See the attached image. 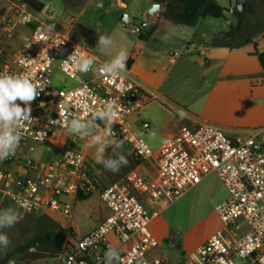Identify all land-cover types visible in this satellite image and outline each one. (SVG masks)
<instances>
[{"label":"built area","instance_id":"built-area-1","mask_svg":"<svg viewBox=\"0 0 264 264\" xmlns=\"http://www.w3.org/2000/svg\"><path fill=\"white\" fill-rule=\"evenodd\" d=\"M117 1L125 7V0ZM15 26L29 32L15 48L0 40V74H27L41 92L30 104L31 121L22 124L15 154L0 161L1 192L21 214L43 211L70 217L71 199L79 194L97 195L106 209L95 227L65 242L60 264H167L156 254L159 242L150 230V212L159 213L210 174L226 192L215 208L222 228L178 264H264V128L229 134L208 121L190 119L153 150L140 134L150 129L140 117L149 99L127 69L123 81H113L101 71L108 62L82 40L50 28L25 5L12 1L0 14V32L10 37ZM73 54L93 57V68L81 73L65 63ZM54 66L72 86L52 84ZM109 100L121 106L111 138L128 148L138 166L148 163L150 171L140 172L136 166L123 178L101 185L81 153L66 150L50 162H36L25 153L56 130L66 132L71 119H90ZM95 124L103 130L100 118ZM97 133L93 129L91 135ZM13 166L24 172H15ZM109 248L120 261H109Z\"/></svg>","mask_w":264,"mask_h":264},{"label":"rangeland","instance_id":"rangeland-1","mask_svg":"<svg viewBox=\"0 0 264 264\" xmlns=\"http://www.w3.org/2000/svg\"><path fill=\"white\" fill-rule=\"evenodd\" d=\"M5 1L8 4L11 0ZM165 1L167 0H160V3L163 4ZM151 2L152 0H125L126 8L123 9L119 7L117 0H44L43 10L38 14L34 13V16L52 28L68 34L77 42L81 39L76 32V24H82L101 35L110 36L113 45L104 52L100 49L96 52L100 59L109 63L121 49H125L127 54L134 57L141 48L146 49V52L154 46L163 48L169 43H176L177 39L170 38L172 32L168 29L189 28L183 25L164 27L154 37L155 41L144 43L145 41L139 40V32L145 35L151 25H163L165 21L160 9L149 13L152 8V6L149 7ZM217 2L225 8L223 17L201 20L200 24L198 23L199 31L210 32L213 29L226 31L230 24L234 25L237 22V16L233 13L238 11L239 5H242V11H248L250 8L246 0H217ZM3 11L4 9L1 8L0 14ZM28 11L32 12L29 9ZM124 15L128 16V23L123 21ZM163 30H166L165 33H162ZM11 33V37L15 35L14 40L19 43L21 42L19 38L27 34V28L15 26ZM249 36L252 42L260 38L255 30L250 31ZM180 57L179 63L172 67L169 76L158 89L168 98L167 102L156 100L148 102L140 113V117L150 124L148 131L140 133L141 137L153 150H156L164 141L161 138L160 129L170 128L184 119L205 120L221 129L233 132L246 133L264 127L260 125L264 122V115H260V118L251 115L256 110H264L261 107L262 98L245 97L244 99L243 92H235L236 87L234 89L227 84L228 82L217 84L216 64L213 63L204 70L206 65L203 58L196 62L200 56L194 51L189 56L180 55ZM187 57H190V60L193 58L196 63L187 61ZM62 83L73 85L72 81L65 78L54 66L52 84L59 88ZM178 109L189 114L181 119L177 114ZM153 133H155L154 136ZM120 155L126 157L128 164L121 165L116 173L105 169L102 164L93 166V172L96 173L101 185L119 180L135 168L136 159L123 144L121 148L113 144L103 154L105 160L118 159ZM144 166L146 167V164ZM11 168L15 169V172L21 171L17 166ZM146 169L147 171L150 169L149 164ZM225 198L226 192L223 186L216 175L210 174L159 213L150 212L152 215L150 230L159 242L156 254L165 258L167 263L193 257L196 249L203 245L211 234L222 228L215 208ZM72 202L73 210L70 217L43 211L21 214L8 195L4 194L0 201V210L16 211L19 213V219L14 227L3 229L10 243L7 248L0 249V254L12 251L25 240L42 236L45 239L43 244L30 249L26 254L17 256L10 264H60L58 255L62 252L65 242L70 237L83 236L106 215V209L97 195L85 198L76 196L72 198Z\"/></svg>","mask_w":264,"mask_h":264},{"label":"crops","instance_id":"crops-1","mask_svg":"<svg viewBox=\"0 0 264 264\" xmlns=\"http://www.w3.org/2000/svg\"><path fill=\"white\" fill-rule=\"evenodd\" d=\"M12 1L13 0L9 1L7 4L5 0H0V9L2 8L5 11L6 9H8L10 2ZM153 4H155L154 0H152L149 7H151ZM159 5L160 10L163 13L165 10V3H160ZM119 7L123 9L126 8L120 4ZM199 24H197L195 27L187 29H177L178 27L168 29L170 32H172L170 38L177 39L176 43H169L163 48L154 46L148 49V51L146 52V49L141 48L133 57V62L128 70V74L136 83H138L142 87L145 95L149 99V103L154 100L161 101L163 103L167 102L168 98L165 96V94H161L158 89L162 86L164 81L169 76V72L172 67H175L179 63L181 58L180 55L189 56V54L194 51L198 56H200V59L196 60V62L200 61L203 58L204 64L206 65L204 70L208 69L213 63L216 64L218 69L215 74L217 84H220V82H228L227 84L231 85V87H234V89L236 87L237 90L235 89V92H243L242 95H244V99L245 97L248 99H253V97L262 98L263 105H261V107L264 108V75H261V68L259 66L257 56L254 53L253 46L251 44H248L236 49H230L228 47L221 46L222 41L218 40V35H221L224 31L222 29H213L210 32H202L198 29ZM161 30L162 28L155 30L148 40H144V43L155 41L154 37L159 32H161ZM165 31L163 30L162 33H165ZM28 32L29 30L27 28V34ZM27 34H24V36ZM24 36H21L19 38L21 42ZM14 37L15 35H13L12 37H7L4 33L0 32V40L11 48L18 47L21 44V42H16L14 40ZM193 47H195V49ZM256 50L257 52H264V37H260L257 41ZM187 58V61L196 63L194 62L192 57L191 60L190 57ZM228 78L233 80L226 81L225 79ZM17 103L20 104L21 107H24L23 102L17 101ZM187 114H189V112H187ZM251 115H256V117L260 118V115H264V110H256ZM183 121L177 123L176 125H172V127L170 128L165 127L160 129L161 138L165 140L168 137L174 135L179 129L178 126L181 125ZM260 121L261 120H259V122ZM260 125H264V122ZM223 130L229 134L245 133L241 131L233 132L228 129ZM97 134H100V132ZM90 139L91 135L88 137H83L79 134L69 136L65 131L56 130L46 140L45 143L35 145L33 150H27L25 151V153L36 162H50L58 159L64 151L70 150L72 152L85 155L88 162L92 166H95L98 164L96 162L95 152L96 148H98L99 145H95L93 148L87 147ZM108 139L112 140L111 137H108ZM113 144L114 143L108 144L105 147V151L109 149ZM145 164L147 167L148 163ZM145 164L138 166L137 170L143 173L150 171H147L146 167L144 166ZM13 170L15 171V169ZM22 172L24 171L21 170L18 173ZM27 175H29L28 172ZM2 197H4V193L1 192L0 189V201H2ZM179 262L180 260H177L175 262L167 264H178Z\"/></svg>","mask_w":264,"mask_h":264},{"label":"clouds","instance_id":"clouds-1","mask_svg":"<svg viewBox=\"0 0 264 264\" xmlns=\"http://www.w3.org/2000/svg\"><path fill=\"white\" fill-rule=\"evenodd\" d=\"M97 45L100 51L104 52L113 45V41L110 36L101 35L98 38ZM127 58V51L121 49L109 63L104 65L101 71L108 74L113 81L116 79L123 81L125 79ZM64 62L72 63L81 73H87L93 68L94 58L73 54ZM40 92L41 90L37 89L27 74H0V161L8 159L15 154V150L21 140L22 124L31 121L30 104L40 95ZM17 101L23 102L24 107H21ZM119 107L121 106L109 100L105 102L102 109L96 110L90 119L74 118L65 125L66 133L69 136L79 134L83 137H88L93 129L100 132V134L91 135L87 147L93 148L95 145H99L95 152L96 162L102 164L105 169L113 173L118 172L121 165L126 166L128 164L124 155H120L118 159L108 160H105L103 156L105 147L110 143H114L117 148L122 147L121 142L108 139V137H112V125L117 117ZM177 114L181 119L187 116V113L182 109H178ZM97 118H100L104 124L102 131L100 126L95 124ZM154 135L155 133H153ZM18 219V212L0 210V249L7 248L10 243L9 237L3 229L14 227ZM107 256L109 261L113 258H118L119 261L121 259L114 248H109ZM139 264H143V261H140Z\"/></svg>","mask_w":264,"mask_h":264},{"label":"trees","instance_id":"trees-1","mask_svg":"<svg viewBox=\"0 0 264 264\" xmlns=\"http://www.w3.org/2000/svg\"><path fill=\"white\" fill-rule=\"evenodd\" d=\"M13 1L25 5L34 13H40L45 6L44 0ZM154 1L157 4H160V0ZM246 1L250 6L249 10L241 12L236 11L233 13L237 16V22L234 25L230 24L226 31L222 32L221 35H218V40L222 41L221 46L230 49H236L251 44L261 68V75H264V52H257V41L252 42V39L249 36V32L255 30L260 37H264V0ZM164 3L165 10L163 12V17L165 21L163 22V25H151L145 35L139 32V40L144 41L148 39L155 30L164 27L183 25L191 28L195 27L199 21L204 18H222L225 10V8L216 0H167ZM75 28L79 38L89 49L95 52L100 49L97 45V41L101 34L82 24H76ZM132 62L133 55H130L126 61L127 70H129ZM139 163L140 162L136 159L135 167L138 166ZM77 197L85 198L80 194ZM63 235L64 233L62 234V237ZM44 242L45 239L42 236L25 240L18 244L12 251L0 254V264H10L17 256L26 254L30 249L37 248Z\"/></svg>","mask_w":264,"mask_h":264},{"label":"water","instance_id":"water-1","mask_svg":"<svg viewBox=\"0 0 264 264\" xmlns=\"http://www.w3.org/2000/svg\"><path fill=\"white\" fill-rule=\"evenodd\" d=\"M159 9H160V5L157 4V3H155V4L152 5V8L149 10V13H154V12L158 11ZM238 11H239V12L242 11V5H239V6H238ZM123 21H124L125 23H128V22H129V19H128V16H127V15H124V16H123Z\"/></svg>","mask_w":264,"mask_h":264}]
</instances>
